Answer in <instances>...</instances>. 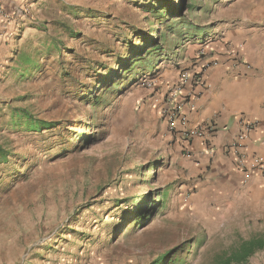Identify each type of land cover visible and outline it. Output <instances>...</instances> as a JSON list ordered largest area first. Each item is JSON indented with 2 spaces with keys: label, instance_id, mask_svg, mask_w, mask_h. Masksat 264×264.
<instances>
[{
  "label": "rangeland",
  "instance_id": "obj_1",
  "mask_svg": "<svg viewBox=\"0 0 264 264\" xmlns=\"http://www.w3.org/2000/svg\"><path fill=\"white\" fill-rule=\"evenodd\" d=\"M237 1L32 0L0 39V264H221L264 239V201L179 183L162 117L224 63Z\"/></svg>",
  "mask_w": 264,
  "mask_h": 264
},
{
  "label": "crops",
  "instance_id": "obj_2",
  "mask_svg": "<svg viewBox=\"0 0 264 264\" xmlns=\"http://www.w3.org/2000/svg\"><path fill=\"white\" fill-rule=\"evenodd\" d=\"M30 3L32 0H0V39L22 31L29 22L23 11H29ZM232 4L231 12L225 14L223 50L216 48L217 39L211 45L224 63L206 72L208 89L190 112L192 127L211 124L215 132L207 140L195 139L189 157L180 156L179 183L205 199L225 195V203H230L242 195L264 201V178L240 173L225 152L238 138L241 122L256 121L259 127L250 135L244 155L250 163L254 157L264 161V0ZM192 38L197 41L194 48L206 44V34Z\"/></svg>",
  "mask_w": 264,
  "mask_h": 264
},
{
  "label": "built area",
  "instance_id": "obj_3",
  "mask_svg": "<svg viewBox=\"0 0 264 264\" xmlns=\"http://www.w3.org/2000/svg\"><path fill=\"white\" fill-rule=\"evenodd\" d=\"M213 65H218L217 61ZM207 71L204 69L193 77L188 72L184 73L180 80L181 86L179 89L192 85L186 98L181 101L174 99V101L166 104L163 108L162 117L169 134L175 143H183L185 152L190 149L189 146L195 139L207 140L215 132V127L211 124H203L196 127L190 125V112L196 110L198 100L208 89V83L206 82ZM258 127L259 123L256 121H242L238 138L227 146L225 152L232 157L235 167L240 173H257L264 178V161L254 157L250 163L244 155L249 137ZM187 154H190V150Z\"/></svg>",
  "mask_w": 264,
  "mask_h": 264
},
{
  "label": "trees",
  "instance_id": "obj_4",
  "mask_svg": "<svg viewBox=\"0 0 264 264\" xmlns=\"http://www.w3.org/2000/svg\"><path fill=\"white\" fill-rule=\"evenodd\" d=\"M159 37L160 34L158 38ZM148 44L150 46H156L157 43L155 41L153 44ZM150 46H148L147 48H149ZM261 251H264L263 238H253L247 241H242L239 247L233 250L229 255H227L221 264H246L252 256ZM161 261H163V259Z\"/></svg>",
  "mask_w": 264,
  "mask_h": 264
}]
</instances>
